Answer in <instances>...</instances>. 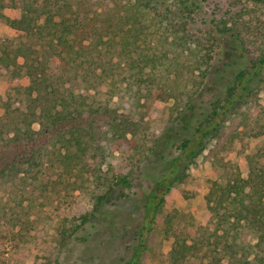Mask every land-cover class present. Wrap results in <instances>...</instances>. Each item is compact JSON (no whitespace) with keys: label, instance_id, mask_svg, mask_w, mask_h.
I'll return each instance as SVG.
<instances>
[{"label":"rangeland","instance_id":"374dc122","mask_svg":"<svg viewBox=\"0 0 264 264\" xmlns=\"http://www.w3.org/2000/svg\"><path fill=\"white\" fill-rule=\"evenodd\" d=\"M26 1L32 4V8L39 9L42 15L40 22L46 25L41 33L43 35L31 37L29 45L40 46L41 56L44 50L53 49V45L57 49L52 50L48 58L44 57L56 68L57 91L49 93V90L47 95L59 101L62 95L69 101H73V95H78L76 102L83 100L86 105L70 103L69 110L76 117L69 118L67 137L64 139H60L55 131L48 136L39 134V139L32 143L11 141L12 145L5 147L6 141L1 139L4 134H0V168L5 164H18L22 159L20 149L26 145H29L30 155H33L34 150H38L36 154L39 155L35 159L37 165L33 167L20 164L22 168H27L24 165L31 168L30 172L24 170L17 178L0 179V264H56L66 250L71 251L73 260L78 264H113L125 257L130 259L138 248L143 251L141 264H174L172 250L177 239H184L189 244L202 236L215 235L211 238L215 240L216 235L227 238L233 234L225 229L229 223L222 225L221 217L210 210L206 197L213 181L228 177L247 180L251 162H264V136L248 135L260 129L239 136L238 130L243 132L246 128L237 127L238 121L228 120L218 137L209 141L207 149L196 153L193 163H183L181 170L185 169L186 176L167 194L151 223L145 216L146 209L143 206L148 201L147 193L150 191L147 176L169 175L170 163L179 154L175 144L168 140L171 135L173 141H178L181 137L177 133L179 128L168 130L163 136L160 133L170 127L188 94L198 90L200 94H211L233 78L235 64L232 61L234 58L237 60L235 53H231L235 46L233 41L227 39L216 42L217 50L212 49L214 67L206 78L192 65L191 57L184 62V66L165 68L170 69L171 77L178 80V91L158 85L146 88L145 84L138 81L139 74L131 67L139 59L138 54L129 58L118 40L115 42L111 38L113 28L110 23L116 19L111 15L112 9L116 7L114 0L90 1L91 9L88 10H63L65 16L79 28L74 39L75 49L89 45L81 57L76 54L61 55L64 47L51 40L55 25L47 23V0H0V38L23 35V31L14 28L10 20L19 17ZM213 3L220 8V16L226 13L224 18H228L229 24L236 14H241L235 18L242 21L240 28L252 55L264 48V3H255L253 0H208L204 13L210 10ZM148 13L143 24L137 26V29L143 28L147 33L146 39L141 41V48L146 54H156L153 58L159 59L167 49L171 51L167 35L170 36L172 30L165 26V21L157 16L156 11L149 9ZM207 28L204 25L199 36L208 35ZM197 41L194 37L188 38L186 45L194 47ZM179 44L174 48L176 53L178 51L181 54L183 43ZM209 52L206 56L212 55ZM180 57L182 62L187 56ZM162 59L157 61L159 70L163 68ZM224 61L229 62L227 67L223 66ZM19 62L24 63V58L21 57ZM154 67L155 64L150 63L151 75L157 72L153 71ZM87 69L90 73L85 74ZM13 77L11 70L0 65V117L7 111L14 114L19 100L26 99L28 103L32 98L28 88L30 77L20 75L16 77L17 81ZM260 79L256 78L253 84L258 90V103L253 106L255 113L249 114H253L252 119H259L263 123L264 85H257ZM199 84L201 88L197 87ZM172 94L174 97L170 96ZM130 95H135L136 107L141 111L140 116L132 118L137 124H126L122 122L125 118L120 116L124 101ZM198 100H202V97ZM97 108L99 112L93 113ZM78 109L83 117H80ZM90 109L92 115H88ZM250 125L254 127L251 122ZM113 126L119 127L121 131L134 130L136 137L127 145L117 143L116 139L112 141L109 130ZM32 128L36 131L42 129L40 118L34 119ZM158 136H161L160 140L154 146ZM59 149H62L63 156L59 154ZM124 174L132 176L135 183L138 178L141 181L126 197H121L123 186L117 183V175ZM126 190L123 189L128 192ZM143 190L147 192L146 196ZM136 191L144 194L137 195ZM105 194V205L98 206L90 221L85 223L84 230L79 233V237L85 239L73 238L66 249L61 247L56 227L79 223L82 215L96 206V197ZM66 218L69 221H65ZM111 222L113 225H110ZM234 233L246 239V243L242 244L238 240L236 249L239 261L231 253L225 258L224 264L239 263L245 256L254 261L252 254L257 241L255 230L247 222H242ZM209 247L213 248L207 243L202 251H198L201 260L192 253L180 264H202ZM204 259L205 262L210 260L207 257Z\"/></svg>","mask_w":264,"mask_h":264},{"label":"trees","instance_id":"16d2710c","mask_svg":"<svg viewBox=\"0 0 264 264\" xmlns=\"http://www.w3.org/2000/svg\"><path fill=\"white\" fill-rule=\"evenodd\" d=\"M90 1L94 0H75L74 2L73 0H63L62 2L60 0H47V5L45 6L47 7V23L55 25L54 36L51 40L59 42L57 44L64 47L61 50V55L62 53L69 55L76 54L78 57L85 55V50L89 45H82L80 40L82 46L75 49L74 39L79 28L65 16L63 10L66 8L72 12L76 8L88 10V8L91 9ZM114 1L116 2V7L112 9L111 15L116 19L110 23V26L113 28V37L111 38L115 42L118 40V43L122 45L126 54L130 56L129 58L132 59L135 54H138L139 59L134 64H131V67L139 74L138 81L145 84L146 88L158 85L161 88L168 87L169 90L171 88L174 91L175 89L178 91V80L176 78L173 79L169 72L170 69L166 70L165 68L175 65L184 66L186 65L184 62H187L191 57L193 58L192 65L201 71L203 78H206L211 74L214 67L212 59L214 57L213 51L217 50L218 46H215L216 42L218 40L231 39L235 44L231 52L233 55L235 53V57L237 58V60L234 58L232 61V64H235V68L232 71L233 78H230L223 85V88L217 87L214 90L215 92L213 91L211 94H200L199 90L188 94L182 109L172 119L170 127L160 133L163 136L168 130L177 127L179 128L177 133L181 137L178 138V141H173L171 135L168 138V140H171L175 144L174 146L177 151H179L178 157H174L170 163V174L147 176L149 178L148 182H150L148 186L150 191L146 192L148 201L143 206L146 209L145 216L150 219L149 223H151L164 204L167 194L176 187L178 181L183 180L186 176L185 169L181 170L183 163L185 161L193 163L196 153L207 149L209 141L214 137H218L217 135L225 128L228 120L238 121L236 123L237 127L246 128L243 132L241 129L238 130L239 136L240 134H248L250 131L257 129L260 130L258 132H250L248 135H253V137L264 136V122L261 123L259 119H252L251 116L253 114H249L255 113L253 106L258 103V90L253 86L255 79L261 78L259 80L261 84L258 82L257 85H264V77H262L264 75V48H261L260 52L252 55L250 48L247 46L248 43L243 37L242 28H240L242 27V21L235 18L241 14H236L229 24L227 22L228 18H224L226 13H224L225 15H219L218 10L220 8H218L216 3H213L210 6V10L207 9L204 13V6L208 0ZM253 1L255 3H264V0ZM31 5L30 2L26 1L23 12L20 13L19 17L10 20L14 28L23 31V35L0 38V65L12 71L15 81H17L16 77L20 75L29 76L31 82L28 88L32 97L28 103H26V99H21L17 102L18 109L15 111L16 114L7 111L3 117H0V120H2L0 122V134H4L1 139L6 141L5 147L12 145V142L32 143L39 139V134L48 136V134L53 135L55 131L58 133L60 139H64L67 137L66 129L69 118L76 117L69 109L70 103H75L78 95L72 96L73 101H69L65 95H62L59 101L58 98L52 99L46 93L49 90H51L49 93L57 91L55 84L56 68L50 64V60L45 59L48 58L49 53H52V50L56 51L57 49L53 45V49L50 48L49 51L44 50L45 53L42 57L40 46L33 47L31 44L29 45L28 40H31L33 36H42L43 27H46L45 24L40 22L42 15L39 9L32 8ZM149 9L156 11L157 16L162 17L165 21V26L172 30L170 36L167 35L170 40L169 44L172 47L171 51L167 49L159 58H163L160 60L163 66L162 70H159V65L157 64L159 59L153 58L157 55L146 54L144 49L141 48V41L147 33L143 28L137 29V26L142 25L144 19H147ZM204 25L208 27L209 36L207 33L205 36H199V32L203 30ZM192 37L198 40L194 42L197 44L194 47L187 46V39ZM179 42L183 43L181 54H178V51L176 53V48H174V46L180 45ZM221 46L219 45V47ZM209 51L212 52V55L206 56V53H210ZM180 55L187 57L180 62ZM21 57L24 58V63L19 62ZM150 63L155 64L153 71H157L153 75L149 72ZM228 65L229 62L224 61L223 66L227 67ZM74 67L76 68V66ZM164 69L165 74L162 72ZM88 73H90L89 70H85V74ZM201 86L199 84L197 87L201 88ZM170 96L174 97L173 94ZM199 97H202V100H198ZM42 100L46 103L42 104L44 103ZM39 101H41L40 104H38ZM76 104L85 106L86 102L81 100L76 102ZM136 106L138 105L135 95H130L124 101L123 112L120 114L121 117L125 118L122 122L137 124L132 119L133 116L141 115V111L139 112ZM103 108H107V106H103ZM91 111V109L90 112L88 111V115H92ZM94 112H99V108L94 110ZM257 114L260 116L259 112ZM80 117H83V113L80 114ZM38 118H40L42 125L40 131L32 128V122ZM142 120L145 119L142 117ZM250 122L254 127L251 128ZM11 132L12 135L10 134ZM135 134L134 130L121 131L116 126H113L112 130H109V135L113 137L112 141L116 139L118 140L116 141L117 143L123 142L126 145L136 137ZM129 135L132 136L129 137ZM160 137L156 138L154 146L158 144ZM28 146L26 145L22 150L20 149V157L22 159L18 164H5L4 167L0 168V179L4 181V179L17 178L22 171L26 170L28 173L31 169L29 167L37 165L35 159L39 156L36 154L38 150H34L33 155H30ZM59 154L63 156L62 149H59ZM113 154L114 151L111 155ZM65 155L64 157H67ZM61 161L64 160L62 159ZM21 163L28 164L29 167L24 165L27 168H22L20 166ZM117 176V183L123 186L121 188V193L123 194L121 197H126L127 193L129 194L134 186L138 185L141 181L137 177L138 181L135 183L133 177H130L128 174ZM123 189H127L126 191L128 192H124ZM143 192L142 194L145 193ZM146 193L144 196H146ZM136 194L139 195L141 193L136 191ZM206 198L210 210L216 212L221 217L222 225L229 223V226H226L225 229L233 234L227 236V238L216 235L215 240L211 239L215 235L212 237L202 236V238L196 239L189 244L184 239H177L172 250L174 264H180L182 260L188 258L192 253L200 258L198 251H202L207 243L213 246V248L209 247L206 249L207 252L202 258V264H224L225 258L231 255V253L235 255L234 259L239 261L236 249L237 245H239L238 240L242 244H245L246 239L234 232L238 228V225H242V222H247L255 230L257 241L253 248L254 253L252 254L254 261L245 256L243 261L239 263L237 261L235 264H241V262L242 264H264V162L262 160L258 162L256 160L254 163L251 162V170L247 180L240 178L233 180L228 177L213 181ZM106 199V194L98 195L96 197V206L83 214L79 223L73 222L71 226L63 224L62 227H56L57 229L55 230L58 231L57 235L61 247L64 246L63 248L66 249L68 242L73 238L78 240L85 239V237H79L80 231L84 230L85 223L90 221L98 206L105 205ZM65 221L69 220L66 218ZM110 225H113V222ZM65 252V255L57 260L56 264H78L76 260H73L74 255L71 254L70 250H66ZM142 252L138 248L130 259L125 257L118 263L113 264H141ZM205 257L210 260L205 262Z\"/></svg>","mask_w":264,"mask_h":264}]
</instances>
